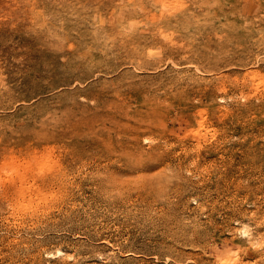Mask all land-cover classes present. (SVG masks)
Wrapping results in <instances>:
<instances>
[{"label": "rangeland", "instance_id": "374dc122", "mask_svg": "<svg viewBox=\"0 0 264 264\" xmlns=\"http://www.w3.org/2000/svg\"><path fill=\"white\" fill-rule=\"evenodd\" d=\"M0 264H264V0H0Z\"/></svg>", "mask_w": 264, "mask_h": 264}, {"label": "bare ground", "instance_id": "6f19581e", "mask_svg": "<svg viewBox=\"0 0 264 264\" xmlns=\"http://www.w3.org/2000/svg\"><path fill=\"white\" fill-rule=\"evenodd\" d=\"M46 171L49 172V171H50V168L47 169ZM36 191H37V190H36ZM32 193H33V191H32ZM34 193H35V192H34ZM20 194H21V193H20ZM26 194H28V192H26L25 195H26ZM36 194H37V193H36ZM22 195H23V192H22ZM22 195H21V196H22ZM30 195H31V194H30ZM39 195H40V194H39ZM19 197H20V196H19ZM47 197H48V196H47ZM23 198H24V197H23ZM19 200H20V199H19ZM43 201H44V200H43ZM248 229H249V228H248ZM243 232H244V234H246V235L249 233V231H248L247 229H246L245 231H243ZM249 235H250V234H249ZM247 237H248V236H247Z\"/></svg>", "mask_w": 264, "mask_h": 264}]
</instances>
